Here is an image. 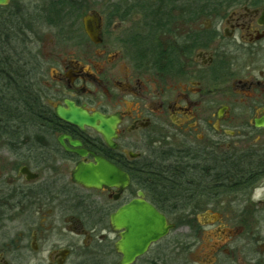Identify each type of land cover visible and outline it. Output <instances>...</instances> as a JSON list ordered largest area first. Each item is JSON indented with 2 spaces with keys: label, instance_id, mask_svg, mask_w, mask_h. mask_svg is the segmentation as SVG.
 <instances>
[{
  "label": "flooded vegetation",
  "instance_id": "flooded-vegetation-1",
  "mask_svg": "<svg viewBox=\"0 0 264 264\" xmlns=\"http://www.w3.org/2000/svg\"><path fill=\"white\" fill-rule=\"evenodd\" d=\"M126 1L39 0L40 24L72 18L44 61L26 6H0V83L22 100L0 116V264H120L112 216L135 199L172 227L131 264H264V0ZM60 106L116 118L114 146ZM96 156L129 183H79Z\"/></svg>",
  "mask_w": 264,
  "mask_h": 264
},
{
  "label": "water",
  "instance_id": "water-1",
  "mask_svg": "<svg viewBox=\"0 0 264 264\" xmlns=\"http://www.w3.org/2000/svg\"><path fill=\"white\" fill-rule=\"evenodd\" d=\"M9 0H0V6L8 4ZM87 32L91 33L87 20H85ZM56 113L59 117L83 126L85 123L97 128L107 137L111 146H114L112 136L115 135L116 118L106 119L99 114L90 115L79 108L72 107L66 111L61 106ZM100 120V124L97 120ZM74 177L79 183L86 186L102 188L103 186H121L129 183V176L112 163L96 156L94 161L80 163L74 172ZM142 194V192L140 193ZM112 225L116 230L124 229L120 233L121 239L116 248L123 255L120 264H131L143 254L149 244L165 236L172 227L167 223L163 214L158 212L149 203L135 199L123 206L112 216Z\"/></svg>",
  "mask_w": 264,
  "mask_h": 264
},
{
  "label": "rangeland",
  "instance_id": "rangeland-1",
  "mask_svg": "<svg viewBox=\"0 0 264 264\" xmlns=\"http://www.w3.org/2000/svg\"><path fill=\"white\" fill-rule=\"evenodd\" d=\"M81 0L80 6H87V5H96L97 3H100V0ZM125 1V0H124ZM138 0H127L126 3H122V5H135ZM142 6H151V5H160V4H166L167 0H140ZM197 4L194 0H179V1H173V5L182 7L187 4ZM39 5V0H11L10 6L12 7H21V6H26L28 9V12L30 14V19H29V28H30V52L34 55L35 53L38 54V59L44 61L47 59V56L51 52L50 47H52V44L56 43L59 31H69L71 27V22L72 18L70 19V16L68 14H64L66 16L65 20H62V26L61 25H56V27H51L47 26L45 24H40L41 21H39L36 11ZM69 16V17H67ZM151 20V19H150ZM33 30V31H31ZM31 55V54H30ZM32 56V55H31ZM32 59V58H31ZM245 204L243 203H234V202H229L222 204L220 206V209H218L219 212L221 213H231L233 211H237L238 209L244 208ZM219 208V207H218ZM263 224V227L261 226L260 228L263 230V237H264V222L263 223H253L255 227ZM258 256L262 258V252L261 250L257 251Z\"/></svg>",
  "mask_w": 264,
  "mask_h": 264
},
{
  "label": "trees",
  "instance_id": "trees-1",
  "mask_svg": "<svg viewBox=\"0 0 264 264\" xmlns=\"http://www.w3.org/2000/svg\"><path fill=\"white\" fill-rule=\"evenodd\" d=\"M6 64V61H3ZM16 85V84H15ZM9 86L0 83V116L8 117H20L22 115L16 114L18 111L20 99L14 97L17 93V89L13 91V94H8ZM4 96V98L1 96ZM8 97V98H7ZM10 109V110H9ZM4 114V115H3Z\"/></svg>",
  "mask_w": 264,
  "mask_h": 264
}]
</instances>
